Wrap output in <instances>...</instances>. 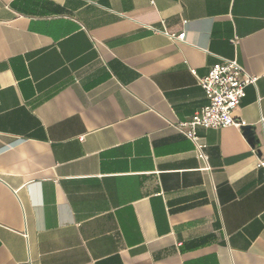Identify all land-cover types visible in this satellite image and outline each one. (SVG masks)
Instances as JSON below:
<instances>
[{"label":"crops","instance_id":"crops-1","mask_svg":"<svg viewBox=\"0 0 264 264\" xmlns=\"http://www.w3.org/2000/svg\"><path fill=\"white\" fill-rule=\"evenodd\" d=\"M234 58L256 141L198 127L203 170ZM263 76L264 0H0V264H264Z\"/></svg>","mask_w":264,"mask_h":264},{"label":"built area","instance_id":"built-area-1","mask_svg":"<svg viewBox=\"0 0 264 264\" xmlns=\"http://www.w3.org/2000/svg\"><path fill=\"white\" fill-rule=\"evenodd\" d=\"M155 33H162L172 41L185 42L186 33L170 34L166 30L151 28ZM264 78V76H263ZM258 77L251 76L244 67L234 59H221L212 66L208 75L199 78L204 90L206 105L196 112L190 122L181 124V132L194 144L196 158L204 164L203 170H209L207 144L197 133V128L222 129L236 127L243 129L246 123L234 117V111L246 97V89L255 85ZM259 168L264 172V156L259 159ZM264 180V177H263Z\"/></svg>","mask_w":264,"mask_h":264},{"label":"water","instance_id":"water-1","mask_svg":"<svg viewBox=\"0 0 264 264\" xmlns=\"http://www.w3.org/2000/svg\"><path fill=\"white\" fill-rule=\"evenodd\" d=\"M243 130L252 137L253 141H256L255 135H254V128H252L250 126H246L243 128Z\"/></svg>","mask_w":264,"mask_h":264}]
</instances>
